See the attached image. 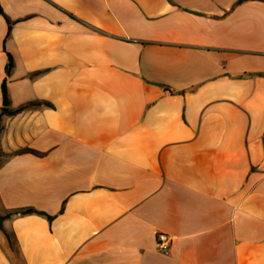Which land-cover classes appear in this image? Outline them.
<instances>
[{
    "label": "crops",
    "instance_id": "1",
    "mask_svg": "<svg viewBox=\"0 0 264 264\" xmlns=\"http://www.w3.org/2000/svg\"><path fill=\"white\" fill-rule=\"evenodd\" d=\"M0 7V264H264V0Z\"/></svg>",
    "mask_w": 264,
    "mask_h": 264
},
{
    "label": "trees",
    "instance_id": "2",
    "mask_svg": "<svg viewBox=\"0 0 264 264\" xmlns=\"http://www.w3.org/2000/svg\"><path fill=\"white\" fill-rule=\"evenodd\" d=\"M0 12L4 15L1 7H0ZM7 22H8V25H9V35H10L11 30L13 28V23L9 19H7ZM13 67H14V60H13V57L11 55H9V62H8V65H7V74L8 75L11 74V71H12ZM6 83H7V81L5 80L4 83H3L4 108L2 110V113L0 114V137H1V134H2V117H3V115H5V114H13V111H11L8 108L9 107V98H8ZM17 111H19V110H17ZM35 212L36 211L33 210V209H23V210H19V211L10 212L6 216H1L0 215V222H1L2 230L4 231L2 223H3V221L6 218H9V217H11L13 215H28V214H32V213H35ZM40 214H43V213H40Z\"/></svg>",
    "mask_w": 264,
    "mask_h": 264
},
{
    "label": "built area",
    "instance_id": "3",
    "mask_svg": "<svg viewBox=\"0 0 264 264\" xmlns=\"http://www.w3.org/2000/svg\"><path fill=\"white\" fill-rule=\"evenodd\" d=\"M158 250L164 254H168L170 251V240L169 238L161 234L158 237V243H157Z\"/></svg>",
    "mask_w": 264,
    "mask_h": 264
},
{
    "label": "rangeland",
    "instance_id": "4",
    "mask_svg": "<svg viewBox=\"0 0 264 264\" xmlns=\"http://www.w3.org/2000/svg\"><path fill=\"white\" fill-rule=\"evenodd\" d=\"M9 251L15 256V258H17L15 246H14V243L12 242V239L10 237H9Z\"/></svg>",
    "mask_w": 264,
    "mask_h": 264
}]
</instances>
